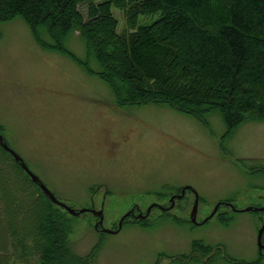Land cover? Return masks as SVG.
Here are the masks:
<instances>
[{
	"label": "rangeland",
	"instance_id": "obj_1",
	"mask_svg": "<svg viewBox=\"0 0 264 264\" xmlns=\"http://www.w3.org/2000/svg\"><path fill=\"white\" fill-rule=\"evenodd\" d=\"M114 14L119 30L126 28L125 15ZM64 48L42 46L20 16L1 27L0 132L30 169L72 208H92L94 199L104 226L114 230L137 205L146 213L161 192L192 188L185 210L174 211L179 218L157 220L152 211L143 223L126 220L116 234L98 231L91 212L72 216L59 207L74 227L73 249L87 255L99 245L98 264H180L173 258L183 253L200 258L183 264L257 260L264 213L245 209L264 207V121L231 130L215 111L201 120L167 104L120 105L89 71L77 32ZM0 169L17 183L21 203L27 194L46 196L1 147ZM196 193L198 225L190 222ZM194 240L213 253L199 243L193 252Z\"/></svg>",
	"mask_w": 264,
	"mask_h": 264
},
{
	"label": "trees",
	"instance_id": "obj_2",
	"mask_svg": "<svg viewBox=\"0 0 264 264\" xmlns=\"http://www.w3.org/2000/svg\"><path fill=\"white\" fill-rule=\"evenodd\" d=\"M115 9L125 15L121 31ZM18 16L42 46L65 49L77 32L89 71L111 86L120 105L167 104L201 120L215 111L231 130L264 121V0H0V33ZM3 172L0 264H98L99 245L87 255L73 249L67 213L47 196L27 194L21 203L17 183ZM200 242L193 241V252L199 243L213 253Z\"/></svg>",
	"mask_w": 264,
	"mask_h": 264
},
{
	"label": "flooded vegetation",
	"instance_id": "obj_3",
	"mask_svg": "<svg viewBox=\"0 0 264 264\" xmlns=\"http://www.w3.org/2000/svg\"><path fill=\"white\" fill-rule=\"evenodd\" d=\"M10 146V145H9ZM11 147V146H10ZM185 188V186H180V187H176V189L173 192H161L158 196V200L154 201V203H152L151 205L154 204L153 210L154 213L159 212L157 217V220L161 218V220L164 218L166 219L167 217H171V218H179L178 216H176V213H179L181 211H184L186 208V204H185V200H186V196L189 190L183 192V189ZM191 191V190H190ZM95 200H92V204L94 205ZM131 211V215L130 217L126 218L124 221V224L126 222V220L128 221H132V223H143L146 220H149V216L144 218H136V216L140 215L141 213L145 214L143 212V210L137 205L135 208H133ZM175 211V212H174ZM264 213V212H262ZM99 221V219H97V222ZM262 224L264 222V219H261ZM188 222V220H187ZM261 224V225H262ZM260 229V228H259ZM98 231H102L101 228H99ZM263 242H264V235H263ZM264 245V243H263ZM187 254H184L182 256H186ZM257 260L259 261V263L264 262V248L259 249V256L257 258Z\"/></svg>",
	"mask_w": 264,
	"mask_h": 264
},
{
	"label": "water",
	"instance_id": "obj_4",
	"mask_svg": "<svg viewBox=\"0 0 264 264\" xmlns=\"http://www.w3.org/2000/svg\"><path fill=\"white\" fill-rule=\"evenodd\" d=\"M0 144L8 151H10L15 159L19 162H21V165L23 167V169L31 176L32 180L36 183H38L40 185V187L44 190V192L46 193V195L52 200V202H54L55 204L65 208L70 214L72 215H80L84 212H87L88 209H81V210H75L71 207H69L68 205H66L65 203H63L62 201H60L56 196L55 194L42 182V180L40 179V177L38 175H36L35 173H33L30 168L27 166V164L24 162V160L22 159V157H20L13 149H11L7 143L4 141V137L1 135L0 133ZM151 209H149L150 211ZM149 211H148V214H149ZM197 211H198V204L196 203L195 204V207H194V211H193V214H192V218H193V221H196V215H197ZM94 213L98 216H100V221L99 223L97 224V227L98 225H103L104 223V212L103 211H99V212H96L94 211ZM147 214V215H148ZM215 214V212L213 213V215ZM128 215H130V213H128ZM126 215L122 221L120 222V228L118 230H109V229H105V232H108V233H118L119 230H121V227H122V223H123V220L128 216ZM212 215V216H213ZM211 216V217H212ZM264 234V226L263 228L260 230V233H259V245L261 248H263L264 246L262 245V236Z\"/></svg>",
	"mask_w": 264,
	"mask_h": 264
}]
</instances>
